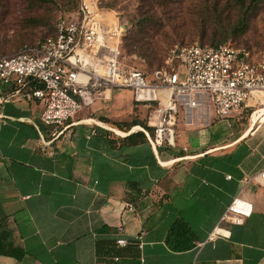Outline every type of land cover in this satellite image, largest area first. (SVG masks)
<instances>
[{
  "label": "crops",
  "instance_id": "0c3cea01",
  "mask_svg": "<svg viewBox=\"0 0 264 264\" xmlns=\"http://www.w3.org/2000/svg\"><path fill=\"white\" fill-rule=\"evenodd\" d=\"M12 95L0 89V231L24 256L0 264H264V186L242 187L244 177L264 171L263 126L212 122L211 114L203 122L193 111L191 123L179 120L176 147L154 154L146 140L126 139L136 132L100 120L99 103L53 137L40 105ZM237 196L252 205L251 216L210 240ZM176 223L189 239L170 237ZM139 234L140 247L96 254L98 242Z\"/></svg>",
  "mask_w": 264,
  "mask_h": 264
},
{
  "label": "built area",
  "instance_id": "2783aa9c",
  "mask_svg": "<svg viewBox=\"0 0 264 264\" xmlns=\"http://www.w3.org/2000/svg\"><path fill=\"white\" fill-rule=\"evenodd\" d=\"M98 1L79 0L78 11L60 17L51 36L15 55H0V84L9 86L12 96L37 102L40 122L53 137L68 130L80 111L109 101L113 90H128L133 103L149 105L146 129L139 131L154 154L176 147L179 120L191 123L193 111L195 120L205 122L210 114L223 120L246 110L253 126L264 127V52L254 55L229 44L174 46L148 78L123 63L126 24ZM251 183L264 186V171L242 179L243 188ZM125 209L136 213L131 203ZM252 211L249 202L235 197L209 239L227 237L226 226L243 225ZM141 236L131 242L117 239L115 244L140 247Z\"/></svg>",
  "mask_w": 264,
  "mask_h": 264
},
{
  "label": "rangeland",
  "instance_id": "374dc122",
  "mask_svg": "<svg viewBox=\"0 0 264 264\" xmlns=\"http://www.w3.org/2000/svg\"><path fill=\"white\" fill-rule=\"evenodd\" d=\"M243 9L248 10L247 31L234 32L241 19V11L235 0H99L100 8L115 13L131 30L140 23L150 29L149 43L157 54L152 62L142 56L135 47L123 52V63L150 78L153 71L161 68L168 51L174 46L197 43L213 46L229 43L236 49L249 50L254 55L264 52V0H242ZM79 0H0V55L12 56L24 46L35 45L52 35L55 22L77 11ZM130 35H126L124 44ZM7 85L0 84V89ZM97 104V103H96ZM95 104V105H96ZM94 105V106H95ZM155 106L156 104H152ZM97 116L109 123L146 120L148 104H134L128 90H113L109 101L98 104ZM84 109L78 114L87 113ZM94 112L93 108L89 110ZM250 111L225 119L246 122ZM212 122L218 119L213 114ZM140 124L139 127H142ZM177 128V127H176ZM223 127L214 133L221 134Z\"/></svg>",
  "mask_w": 264,
  "mask_h": 264
},
{
  "label": "trees",
  "instance_id": "16d2710c",
  "mask_svg": "<svg viewBox=\"0 0 264 264\" xmlns=\"http://www.w3.org/2000/svg\"><path fill=\"white\" fill-rule=\"evenodd\" d=\"M235 1H236L237 7L243 12L241 13V19L239 23L234 27L233 31L243 34L247 31L245 21L251 9L248 8L249 11L243 9L244 6L242 3V0H235ZM78 9H79V6L77 8V11ZM74 13H71V14H74ZM71 14H68V15H71ZM53 31H54V28H53ZM126 35H130V38L127 39V40H130V42L124 44V39ZM149 36H150V29L145 22L144 23L141 22L140 26H137V25L134 26V30H131V28L126 24V33L123 37V43H122V53L124 51L128 52L132 50L133 47H135V50H137L140 55L147 56L152 62H157L158 57H157V54L151 50L150 43H149V38H150ZM44 39H42L41 41H43ZM222 44H229V43H221V44H216L213 46H218ZM30 46H33V45H30ZM33 87L41 88V85H34ZM145 123H146V120L134 119L128 122H120V123H112V124L113 126L118 128L120 131L128 133V132H131V130L134 129L135 127H138L140 124H143L141 128L146 129ZM136 129L138 128H135L134 130ZM139 138L145 141V137L141 131H136L135 134H130L129 136L126 137V139L130 143H133V144L136 143L137 142L136 139H139ZM170 237H173L174 239L182 238V241H184L185 238H188V239L190 238V230L183 223H176L170 229ZM8 240H9L8 235L4 233L3 231H0V257H8V258L15 259L16 261L21 260L22 257L24 256V252L20 248L14 247L12 244L8 242ZM115 243L116 241L98 242L96 244L97 256L100 257L102 254L103 256L104 254L107 256L110 254L120 255L119 251L114 250V248L116 247ZM188 248H190L189 244L188 245H183V244L175 245L174 244V247H173V249L177 251H184V250H187ZM104 250L105 252L103 253Z\"/></svg>",
  "mask_w": 264,
  "mask_h": 264
},
{
  "label": "bare ground",
  "instance_id": "6f19581e",
  "mask_svg": "<svg viewBox=\"0 0 264 264\" xmlns=\"http://www.w3.org/2000/svg\"><path fill=\"white\" fill-rule=\"evenodd\" d=\"M252 120L255 121V117H253ZM262 122H264V118L262 119ZM136 131H139V129H136V130L132 129V130H131V132H136Z\"/></svg>",
  "mask_w": 264,
  "mask_h": 264
}]
</instances>
